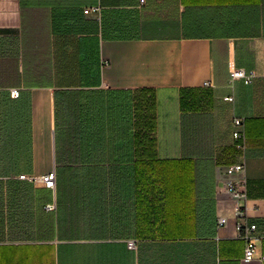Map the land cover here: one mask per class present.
I'll return each mask as SVG.
<instances>
[{
  "label": "crops",
  "instance_id": "1",
  "mask_svg": "<svg viewBox=\"0 0 264 264\" xmlns=\"http://www.w3.org/2000/svg\"><path fill=\"white\" fill-rule=\"evenodd\" d=\"M235 68L258 77L231 84ZM141 89L154 159L188 169L172 191H136ZM84 130L103 139L72 142ZM241 161L237 218L225 169ZM240 222L257 226L250 261ZM0 264H264V0H0Z\"/></svg>",
  "mask_w": 264,
  "mask_h": 264
},
{
  "label": "trees",
  "instance_id": "2",
  "mask_svg": "<svg viewBox=\"0 0 264 264\" xmlns=\"http://www.w3.org/2000/svg\"><path fill=\"white\" fill-rule=\"evenodd\" d=\"M135 95L133 103V112L135 115L132 117V129H134L133 136L131 137V146H133V152L131 155V161L133 162V174L136 178V191L147 192V191H172L175 180L182 181L188 175L187 168H171L168 164L154 159V149H155V117L153 109V101L151 95H148V89H141ZM140 93V94H139ZM57 99V97H56ZM62 101V96H60ZM75 97L69 100L72 110L75 107L80 108V106L74 104ZM60 104V105H59ZM56 115H62V103H57ZM88 112L90 113V107H88ZM100 113L94 115L95 120H87V124L94 122L98 123V127L101 128L105 119ZM117 116V115H116ZM59 123V121H58ZM59 125V124H58ZM95 134L90 131L80 132V135H74L71 137L72 142L80 143L82 145H88L91 142H101L102 136H94ZM94 138L96 139L95 141ZM72 159L80 160L81 157L90 155L92 153L86 151H76L68 153ZM134 158V159H133Z\"/></svg>",
  "mask_w": 264,
  "mask_h": 264
},
{
  "label": "built area",
  "instance_id": "3",
  "mask_svg": "<svg viewBox=\"0 0 264 264\" xmlns=\"http://www.w3.org/2000/svg\"><path fill=\"white\" fill-rule=\"evenodd\" d=\"M143 2V0H141ZM100 9L98 7H93L84 10L85 14L89 13H97ZM257 74L255 71H246L244 69L235 68L230 71V83L234 84L236 81H242L244 84L249 85L254 82L257 78ZM211 85L210 82H204V87H209ZM12 98H18L20 95V91L18 89H12L10 92ZM227 101H232L231 97L226 98ZM243 126V120L235 119L234 120V127L235 130L232 133V136L236 143V147L240 151H244V134L240 130ZM246 164L244 161L233 163L226 167L225 174L227 176L226 182V190L232 196L235 202V209H236V216L237 218L245 217V211L242 206V203L246 201L247 198V179H246ZM23 179H28L30 181H37L36 178L21 175ZM42 186L46 189L55 190L56 188V171L52 170L45 175H42L38 179ZM49 209H53V206L48 207ZM227 223L226 219H220L218 224L219 226H223ZM256 225H248L245 223H237L236 225V233L238 238L243 239L246 243L245 250H244V260L250 261L253 259L254 254L256 252L255 247V238H256ZM130 249H135V245L133 241H130L128 244Z\"/></svg>",
  "mask_w": 264,
  "mask_h": 264
},
{
  "label": "rangeland",
  "instance_id": "4",
  "mask_svg": "<svg viewBox=\"0 0 264 264\" xmlns=\"http://www.w3.org/2000/svg\"><path fill=\"white\" fill-rule=\"evenodd\" d=\"M126 126H127V125L125 124V125H124V127L126 128ZM130 128H131V131H132V125H131V127H130ZM132 133H133V131H132ZM130 134H131V133H130Z\"/></svg>",
  "mask_w": 264,
  "mask_h": 264
}]
</instances>
